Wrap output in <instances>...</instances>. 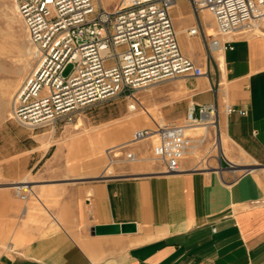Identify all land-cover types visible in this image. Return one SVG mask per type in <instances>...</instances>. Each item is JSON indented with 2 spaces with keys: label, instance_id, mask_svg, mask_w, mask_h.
Returning a JSON list of instances; mask_svg holds the SVG:
<instances>
[{
  "label": "crops",
  "instance_id": "1",
  "mask_svg": "<svg viewBox=\"0 0 264 264\" xmlns=\"http://www.w3.org/2000/svg\"><path fill=\"white\" fill-rule=\"evenodd\" d=\"M171 14L182 51L207 73L181 78L184 88L168 99L163 115L167 124H183L193 105L217 103L224 154L215 146L216 132L197 127L186 133L189 150L180 173L150 169L149 158L130 164L132 176L57 189L63 197L49 199V207L32 189L47 215L32 213L31 201L25 202L24 222L1 251L0 264H264V37L238 34L234 49L216 52L214 62L206 58L202 38L186 33L196 24L190 1L178 0ZM201 18L214 34L210 19ZM180 103L185 105L175 111ZM226 105L247 114L227 113ZM98 138L72 137L68 150ZM103 144L92 149L98 153ZM150 146L144 141L132 148L148 157ZM122 226L131 228L97 232ZM6 236L0 233V243Z\"/></svg>",
  "mask_w": 264,
  "mask_h": 264
},
{
  "label": "built area",
  "instance_id": "2",
  "mask_svg": "<svg viewBox=\"0 0 264 264\" xmlns=\"http://www.w3.org/2000/svg\"><path fill=\"white\" fill-rule=\"evenodd\" d=\"M177 1L116 0L110 6L103 0H16L37 66L16 94L12 119L24 127H44L79 109L133 95L152 84L204 76L205 68L180 46L171 14ZM189 1L196 24L186 33L202 38L208 60L215 62L217 51L234 49L233 37L238 34L264 36V0ZM204 12L214 19V34L202 21ZM68 65H73V71L66 76ZM225 111L247 114L231 105ZM198 125L216 132L215 146L224 154L217 103L193 105L183 124L155 123V128L137 129L131 142L158 135L153 159L161 164V173L177 174L189 150L186 128ZM127 148L120 157H113L115 148L109 151L112 167L127 152L128 160L136 158ZM25 192L19 193L23 200Z\"/></svg>",
  "mask_w": 264,
  "mask_h": 264
},
{
  "label": "rangeland",
  "instance_id": "3",
  "mask_svg": "<svg viewBox=\"0 0 264 264\" xmlns=\"http://www.w3.org/2000/svg\"><path fill=\"white\" fill-rule=\"evenodd\" d=\"M185 8L181 4L178 9L183 12ZM205 15L208 19L211 17L215 31L213 17ZM176 31L178 34L181 32ZM36 66V53L18 14L16 0H0V233L7 234L6 241L0 243V253L5 250L6 243L10 242L11 234L24 222L20 211L25 202L31 201L29 207L32 213L38 209L47 215L29 190L24 193L26 200L16 193L14 187L18 183L27 177L31 181L27 185L33 186V191L49 207V199L56 202L63 197L57 189H79L88 182L104 180L100 176L109 167L108 151L130 141L140 124L149 128H155V123L167 124L163 111L169 107H165V103L169 98H178L179 91L184 88L181 78L152 84L133 95L122 94L79 109L54 124L30 128L19 125L12 119V114L17 92ZM72 71L73 65H68L65 75H70ZM183 105L176 104L175 111L178 108L181 110ZM122 127H126L124 134L120 132ZM97 135L100 141L87 143L83 149L69 152L68 145L72 137L81 136L84 140ZM100 144H103V149L95 153L92 146ZM148 149V157L142 155L139 162L146 163L147 159L153 158L152 146ZM126 150L129 151L128 148ZM89 156L95 158V167H92ZM195 157H203V151H199ZM152 163L154 165L148 168L157 167L156 170H162L159 162ZM130 167V164L116 163L109 169H112L115 177H126L132 176L129 175L132 174ZM108 178L112 177L105 179ZM27 223L35 224L32 220Z\"/></svg>",
  "mask_w": 264,
  "mask_h": 264
},
{
  "label": "bare ground",
  "instance_id": "4",
  "mask_svg": "<svg viewBox=\"0 0 264 264\" xmlns=\"http://www.w3.org/2000/svg\"><path fill=\"white\" fill-rule=\"evenodd\" d=\"M104 1V3H106L107 5H111V4H113L114 2H116V0H103ZM17 7V6H16ZM207 14L208 16L210 15L209 13H207V12H204V14ZM210 19V21L212 20L211 19V17L209 18ZM212 22V21H211ZM213 23V22H212ZM209 33L210 34H213V32H211L210 30H209ZM255 36H262V37H264L261 33H257ZM218 52V51H217ZM15 99H16V97H15ZM14 103H15V100H14ZM197 127H199V128H201V129H203L204 131H206V128L204 127V126H202V125H198V126H190V127H187L186 128V131H185V135H186V133L188 132V131H190L191 129H193V128H197ZM143 128V127H142ZM139 129H141V128H139ZM144 141H150L149 143L151 144V146L153 147L157 142H158V135H154L153 137H151L150 139H148V140H144ZM144 141H140V142H138V143H142V142H144ZM138 143H133V142H131V139H130V141H128L127 143H125V144H123V145H120V146H118V147H116L115 148V150H114V155H113V157H120V156H122V155H124V148H126V147H129V149L133 152V153H135V155H136V158L132 161V160H128L127 159V154H128V152L126 153V157L124 158V159H122L121 161H119V163H122V164H132V163H136V162H139L140 161V155L139 154H137L134 150H133V146L134 145H136V144H138ZM114 149V148H113ZM120 153V154H119ZM108 159H109V161H110V154H109V151H108ZM119 155V156H118ZM152 161H155L153 158L151 159ZM109 168H112V165L110 164V162H109V167L107 168V170L104 172V174L103 175H101L100 176V178H106V177H111V176H115V175H113L112 174V172H108V169ZM29 183H31V182H29V181H22L21 183H18L17 185L18 186H15L14 187V189L16 190V193H20V191H27V190H29L30 191V193L32 192V188H33V186L31 187V186H29V185H27V184H29ZM27 199V198H26ZM25 199V200H26Z\"/></svg>",
  "mask_w": 264,
  "mask_h": 264
},
{
  "label": "water",
  "instance_id": "5",
  "mask_svg": "<svg viewBox=\"0 0 264 264\" xmlns=\"http://www.w3.org/2000/svg\"><path fill=\"white\" fill-rule=\"evenodd\" d=\"M131 228V226H122V227H112V228H105V227H102V228H98L97 229V232H103V231H114V230H117V232H129L128 230Z\"/></svg>",
  "mask_w": 264,
  "mask_h": 264
}]
</instances>
